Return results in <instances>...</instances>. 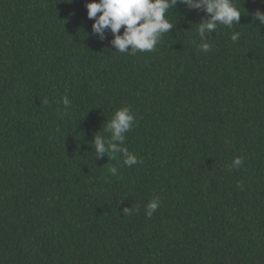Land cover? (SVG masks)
<instances>
[{"label": "trees", "instance_id": "1", "mask_svg": "<svg viewBox=\"0 0 264 264\" xmlns=\"http://www.w3.org/2000/svg\"><path fill=\"white\" fill-rule=\"evenodd\" d=\"M0 264H264V0H0Z\"/></svg>", "mask_w": 264, "mask_h": 264}]
</instances>
